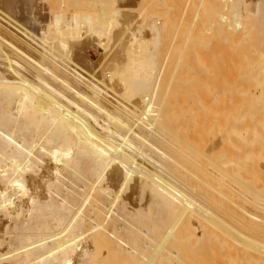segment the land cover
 I'll return each instance as SVG.
<instances>
[{"label": "bare ground", "instance_id": "obj_1", "mask_svg": "<svg viewBox=\"0 0 264 264\" xmlns=\"http://www.w3.org/2000/svg\"><path fill=\"white\" fill-rule=\"evenodd\" d=\"M116 1L88 0L87 6L95 3L94 6L96 4L97 7L100 6V12L104 14L100 17L98 12V19L97 17H93L94 20L92 18V22L96 25L93 26L102 33L98 36L99 32L91 24V14L82 17L81 11L77 14L78 12L64 10L62 7L66 4L59 3L58 0H52V3L46 0H0V264H264V194L262 193L264 189L259 187L261 189L258 191V188L249 186L248 184L254 185L251 184L253 183L251 182L252 177L249 179L250 177L246 176L248 179L240 180L239 174L236 175L238 168H236L235 161L238 162L241 159L237 160L238 157L234 158L233 155V157L230 156L232 157L230 161L226 158L224 167L227 169L222 170L223 162L221 163L217 158L219 160V165H216L218 171L214 170H216L215 173L218 175L216 177H219V181L216 179L214 182L218 181L221 189L222 183V186L229 183V186H225L228 193L224 192V194L230 197L229 193L232 192L231 198L224 199L225 205L219 203L221 202L219 198H223L220 188H217L221 191L218 194L216 190L218 197H215L219 199L218 203L212 201L210 205L207 204L208 195L206 196L205 190L202 189L204 183L207 182L205 179L196 177L194 181L197 184L200 183L202 188L196 183L194 188H191L194 186H190L191 183L187 186L190 181L188 179L193 181L190 177L193 174L190 168L194 164L192 160L190 163L193 165L187 166L183 160L188 170L190 169L189 174L187 167L181 163L182 158L186 159L183 154L187 149L186 139H188L179 137L178 133L181 125L176 113L182 109L178 111L175 106L177 97L181 96L175 95L177 84L174 85L176 90L174 94L170 92V87L174 84L169 79L171 73L168 77L166 73H163L166 74L168 81L161 83V80H165L163 78L165 76L160 73L161 67L157 66L158 58L155 59L154 53L156 52L153 48L159 41L161 24L165 21L162 17L169 16V13L176 7L173 6L171 12L166 10L168 12L165 11V13L168 15L164 13L162 17L158 16L163 21H160V18L158 20L156 16L153 19L157 20L151 19L145 24L146 21L142 15V21L145 23L141 21L139 26L138 20L131 17L123 19L119 16V11L124 12L127 9L125 7H123L124 10L122 7L120 10L117 8L118 12L110 7L112 11H116L115 14L111 13L110 5L107 4ZM124 1L130 4L135 2V0ZM145 1L149 3L148 0ZM173 1L171 2L174 5L175 1L174 3ZM200 1L197 0L201 5L202 1ZM203 1L207 5V0ZM180 2L182 3V0ZM204 3L202 2L203 6ZM209 4H211L209 8L215 15L213 16L210 10L208 11L211 17L206 15L210 19L214 17L210 21L216 18L217 26L214 27L216 36L215 34L212 36L216 38L219 36L217 41L219 39L222 43V45L217 44L219 46L214 45L222 53L219 54L220 58L216 57L218 60L232 50L234 43L231 41L238 33L235 25L237 19L233 17L235 6L241 7L238 12L243 11V22L247 26L245 28H248V33L250 32L248 36L252 35L247 39L252 41L250 48H252L255 59L253 61L255 65L252 63L253 66L250 68L256 66L258 71L257 76L259 77L256 76L255 79H259L260 82L254 81V83L258 82L261 85L260 87L257 83L261 88L259 94L263 101L262 114L264 116V0H211ZM187 9L191 12V8ZM180 10L177 9L178 16L175 14L177 19L182 16L179 13L183 14V8ZM89 11L96 16L95 10L89 9ZM203 11L208 13L206 9ZM112 15L118 18L114 17L117 18L114 19ZM181 18L178 20L179 23L183 22ZM133 20L137 22L139 27L137 30L133 27ZM167 22L168 27L173 25L170 20ZM114 23L117 27L112 31ZM36 26H39L37 34L34 32ZM92 27L96 31L93 35L100 39L90 34ZM163 27L165 29L166 24ZM168 27L165 30L170 32L171 30L168 29L171 27ZM172 28V30L175 29ZM181 28L184 29L183 25ZM94 30L93 33H95ZM107 32L112 33V38L111 34L108 36L114 42L113 52L111 49L107 52L101 49L104 42L102 44L99 40L105 34L108 38ZM186 33H189L188 30L185 36L188 35ZM179 35L183 33H179L177 37ZM185 38L182 45L185 44ZM160 41L158 45L162 43ZM188 41L186 40L187 48L184 47L185 49H188ZM186 54L183 56L186 57ZM196 56H201V54L197 53ZM179 58L183 59L181 61L183 63L187 59L188 63V58L178 56ZM167 59L165 61H168ZM226 60L225 62L229 64ZM202 63L201 61L200 64ZM176 64L172 63L173 66ZM196 67H199V64ZM215 68L217 69V65ZM199 69L201 70V67ZM227 69L230 70L228 67ZM254 70L256 74L257 71ZM219 98H221L220 95ZM185 99L182 97L184 102ZM183 103L181 102V105ZM184 109L183 112L187 110L184 111ZM257 110L259 111L260 108ZM238 115L235 114V117L237 118ZM258 116L260 117L259 114ZM234 123L232 120L233 125L230 124L229 127L234 129ZM184 124L186 125V122L182 123V126ZM219 133L218 136L221 137ZM181 134H184V130ZM213 136L215 139V135ZM256 140L254 142L258 141ZM213 142L212 140L211 143ZM255 144L257 145L258 142L254 143V147ZM263 145L261 147L264 149ZM188 146H190L189 142ZM256 148L258 147L254 149ZM199 152H202V149ZM202 155H199L197 160L202 162ZM206 156H204L205 159L208 158ZM196 157L197 155L194 158ZM200 161H196L197 164H200ZM246 168L247 174L252 175V169V172L260 177L259 179L253 175L254 179L257 178L255 184L256 182L264 183V167L248 168L246 165ZM206 169L208 172L209 169ZM212 174L213 170L209 174L210 177ZM222 175L230 178L229 182L225 179L226 182L220 183ZM209 181L208 186L209 183L210 185L213 183ZM131 183L136 185L133 192H131L133 190ZM217 183L215 185L219 187ZM197 187L200 188L197 189ZM216 187L210 190L213 192ZM217 194L212 193V196H217ZM212 196L209 197L212 199ZM207 219H211V223H207ZM206 223L209 224V228L206 227ZM212 229L216 230L217 234H213ZM214 236L218 238L215 239ZM218 239L220 243L217 244Z\"/></svg>", "mask_w": 264, "mask_h": 264}, {"label": "rangeland", "instance_id": "obj_2", "mask_svg": "<svg viewBox=\"0 0 264 264\" xmlns=\"http://www.w3.org/2000/svg\"><path fill=\"white\" fill-rule=\"evenodd\" d=\"M50 2V3H52V0H46V2ZM59 1V3H64V4H66V6L65 7H62V9L64 8V10H67V11H74V12H78V11H81L82 13H83V15H82V13H81V15H82V17L84 16H88V15H90L91 14V17H90V19H91V24H92V26L93 25H95V22H92V18L94 17H97V14H98V12H99V14H98V16H103L104 14H103V12L101 13L100 12V6H98L97 7V4L94 6V4L95 3H90V4H88L89 6H91V5H93V6H91V7H89V6H87V3H88V0H58ZM115 1V0H114ZM119 3H118V2ZM116 2H114L115 3V5L117 4L119 7H117V5L115 6V5H112V4H114V3H110V4H107L108 6H109V9L111 10V8L112 9H115L116 11L118 10L117 8H119V10H120V8L122 7V9L124 10V8L123 7H125V9L126 10H124V12H126L127 14H125L123 11H122V13H123V15H122V13H121V11H119V16H121L123 19H125V18H128V17H131L132 19H135L137 22H139V26H140V22L142 21V15H143V19H144V21H146V23L144 22V21H142V23L144 22L145 24H147L148 22H150V20L151 19H153V17H156L158 20H160V21H163V20H165V21H163V23L161 24V29H162V27L166 24V28L168 27L167 26V24H168V22L167 21H169L170 20V23L171 24H173V25H171L170 23H169V25H171L170 27H171V29H168V30H171L170 32L169 31H167V30H165L164 29V27H163V30H161L160 29V31L161 32H159L160 34V36H159V38H158V40L160 41H162V43H161V41H160V43L163 45H161V44H159L158 45V43H159V41H158V43H156L157 41H155V43H156V47L155 46H153V48L155 49V51L154 52H156V53H154V55H155V59H157L156 60V62H157V66L158 67H161L160 68V73L163 75V76H165L166 74V76L168 77V75H169V73H171V76L169 77V79L172 81V83H174L173 84V87H170V92H173V94H174V92H175V95L176 96H181L180 98H178L177 97V99H176V97H172V99H176V106H175V108L177 107V110L179 111V110H181L182 109V111H177L176 110V112H178V113H176V116H177V114H178V116L181 118H177V120L178 121H180V125L181 126H179V127H181V128H179V131H178V133H179V137L180 136H182L183 137V139L185 138H188V139H186V144H187V151L185 150V153L183 154L184 155V157L186 158V159H188V160H186V159H184V158H182V162L181 163H183L184 164V161L186 162V164H187V166H189V165H195V167H193V166H191V170H190V172L191 173H193L192 174V176L194 177H192V176H190L192 179H193V181L191 182V179H188V180H190L188 183H187V186L191 183V185L190 186H193L196 182H194V181H196L195 179H196V177H199V178H197V179H205V182L207 183H204L206 186H208V181H209V179H210V181H211V185H210V183H209V186L208 187H204V186H200V183L199 184H197V185H199L203 190H205V195L208 197V198H206L207 199V201L209 202H207V204H209L210 205V203H218V200L219 201H221V202H223L224 201V199L226 200V198H231L232 197V192L231 193H229V196H230V194H231V196L230 197H228V195H226L227 193H228V189H226V187L225 186H229V183H225V185H223L222 186V181L223 182H226L228 179H230V178H228V177H226V175H222V179H221V182L220 183H222L221 184V187H222V189L220 188V184H219V177L217 178L216 176H218V175H216V168H218V166H216V165H219L218 164V162H219V160H220V162L222 163L223 162V165H221V169L223 170H225V169H227L226 167H224V164L226 163L225 162V160H227L228 158V160L227 161H230V159L234 156V158H236V157H238L237 158V160H240L241 159V161H235V163H237V167L236 168H238V169H236L237 171H236V175H238L239 174V176H240V180L241 179H248L249 177V179H251V177H252V179H251V182H253V183H251V184H254V185H250V184H248L249 186H251L252 188L253 187H256V188H258V191H259V189H261V188H259V187H263L262 189H264V186H263V184L264 183H261V182H256V184H255V179H257V178H255L254 179V177H258V176H256V174H254L253 172H252V169H251V174L252 175H249V174H247L246 172H245V169H247L246 168V165L248 166V168H254L255 166L256 167H258V168H263L264 166V154H263V147H261L262 146V144H264L263 142H264V134L262 135V133L264 132V116H263V114H262V103H263V101H262V97L260 96V89L261 88H259V86L258 85H260V83H258V82H260V81H258L259 79H255V77L258 75V71H257V69H256V66L255 67H252V68H250L251 66H253V64H254V58H253V56H254V53L252 52V48H250V47H252V45L250 46V44H252V41H251V39H249V38H251L252 37V35L251 36H248V34L250 33H248L247 31H249L248 30V28H245V27H247L246 25H245V23L243 22V17H242V14H243V11H242V13H240V12H238V11H240L241 9V7H239V6H235V9H234V11H235V15L233 16L234 17V19H237L235 22H236V26H237V28H238V33H237V35H236V38H234V40L233 41H231V42H233L234 43V45L232 44V50H229V52H227L226 54H225V52L224 51H222L223 52V54H225V55H223L222 56V58L224 59L225 58V60L229 63V64H227L226 62H225V60H223L222 58L221 59H217L218 57H219V54L221 55L222 53L218 50V47L217 46H219V45H217V44H221L222 45V43H220V41L221 40H219L218 39V41H217V38H219V36H217V38L216 37H214V36H216V31H215V28L214 27H217L216 26V18L215 19H213L214 21H210V20H212V18H214V17H212L211 19H210V17H211V13H210V11L212 12V15H213V11L211 10V8H209V5H210V7H211V4H209V3H211V0H207V5H206V3H204V1L203 0H201L203 3H204V6H203V4H202V2H201V5H200V3H198L197 2V0L195 1V0H182V3L180 2L181 0H174L175 1V3H174V1L173 0H168V1H166V0H148V2L149 3H147L145 0H135V2L133 3V4H130V3H128V2H125L124 0H117ZM150 1H152L151 3H150ZM171 1H173V3H174V5L172 4V2ZM183 5H181L179 2ZM185 1H187V2H185ZM124 2V3H123ZM145 2V3H144ZM159 2V3H158ZM162 2V3H161ZM167 2V3H166ZM209 2V3H208ZM83 3V4H82ZM127 3V4H126ZM140 3V4H139ZM153 3V4H152ZM162 5H161V4ZM169 3V4H168ZM187 3V4H186ZM193 3V4H192ZM198 3V4H197ZM86 6H85V5ZM123 4H125L124 6H123ZM147 5V7H146V5ZM156 4V5H155ZM165 4V5H164ZM167 4V5H166ZM176 4H177V6H178V8H177V6H176ZM237 4H238V2H237ZM77 5V6H76ZM80 5V6H79ZM82 5V6H81ZM112 5V6H111ZM153 5V6H152ZM165 7H164V6ZM186 7H185V6ZM76 6V7H75ZM79 6V7H78ZM108 6H107V8H108ZM114 6V7H113ZM128 6V7H127ZM130 6V7H129ZM139 6V7H138ZM155 6V8H153ZM158 6V7H157ZM173 6L174 7H176V9L174 10L173 9V11L171 12V8H173ZM179 6H180V8H183V10H182V12H183V14L182 13H179V15L181 14L182 16L181 17H183V18H181L180 16V18H181V20H183V22H185L184 24H183V22L182 23H179L178 22V20H180V18H178L177 19V17L175 18V14H177V9L178 10H180V8H179ZM182 6V7H181ZM189 6V7H188ZM194 6H195V9H194ZM200 6V7H199ZM206 6H207V8H206ZM95 7V8H94ZM111 7V8H110ZM151 7V8H150ZM160 7V8H159ZM169 7H170V9H169ZM185 7V8H184ZM197 7H199L198 9H197ZM92 8V9H91ZM99 9V10H97V9ZM138 8V9H137ZM158 8H159V10H158ZM163 8V9H162ZM165 8H167V9H165ZM187 8H191L190 10H191V12L190 11H188V9ZM71 9V10H70ZM75 9V10H74ZM81 9V10H80ZM89 9L90 10H95L94 11V13H95V15L96 16H93L94 14H93V12L91 13L90 11H89ZM130 9V10H129ZM142 9V10H141ZM148 9V10H147ZM150 9V10H149ZM153 10V12H152V10ZM156 9V11H154ZM165 9V10H164ZM185 9H187V10H185ZM210 10V11H208V13H205L203 10ZM115 10H111L110 12L111 13H114V12H116ZM129 12H128V11ZM136 10V11H135ZM162 10V11H161ZM166 10H170L169 12H171V13H169V16H165V18L164 17H162V15H165L166 13H165V11ZM185 10V11H184ZM196 10V11H195ZM203 12H201V11ZM243 10V9H242ZM134 11V12H133ZM143 11V12H142ZM146 11H147V13H146ZM159 11L161 12V13H159ZM176 11V12H175ZM181 11V10H180ZM186 11H187V15H186ZM198 11V12H197ZM199 11H200V13H199ZM118 12V11H117ZM149 12H152V13H149ZM154 12H157V13H154ZM166 12H168V11H166ZM110 13V14H111ZM141 13V14H140ZM147 15L148 13V15H151L150 17H148V15L146 16L145 14ZM159 13V14H158ZM165 13V14H164ZM174 13V14H173ZM191 13V14H190ZM193 13H195L194 14V16L196 17H194L193 16ZM202 13V14H201ZM232 13V14H233ZM239 13H240V15H239ZM77 14H80V12H78ZM88 14V15H87ZM103 14V15H102ZM105 14H106V12H105ZM115 14V13H114ZM137 14V15H136ZM155 14V16H153ZM161 14V15H160ZM171 14H173V15H171ZM185 14V15H184ZM190 14V15H189ZM199 15L200 14V16H197V15ZM206 14H208L209 16H207ZM80 15V16H81ZM136 15V16H135ZM140 15V16H139ZM166 15H168V14H166ZM192 15V16H191ZM202 15H203V17H205V18H203L202 17ZM215 15V14H214ZM213 15V16H214ZM239 17H238V16ZM46 16H47V13H46ZM46 16H45V14H44V18H46ZM158 16H161L162 18H163V20H162V18L161 17H159L158 18ZM176 16H178V14L176 15ZM185 16H187V17H185ZM237 16V17H236ZM112 17L114 18V17H117L118 18V16H114V15H112ZM139 17V18H138ZM145 17V18H144ZM168 17H170V18H168ZM173 17V18H172ZM236 17V18H235ZM94 18H93V20H94ZM117 18H114V19H117ZM153 19V20H157V19ZM167 18V19H166ZM174 20H172V19ZM176 20H175V19ZM186 18H188V19H186ZM191 18V19H190ZM97 19H98V17H97ZM146 19V20H145ZM193 19V20H192ZM201 19V20H200ZM206 19V20H205ZM135 20H133V27H136V30H137V27H138V25H137V22L135 21ZM185 20V21H184ZM192 20V21H191ZM209 20V21H208ZM191 21V22H190ZM165 22V23H164ZM167 22V23H166ZM179 24V26H178V24ZM195 22V23H194ZM206 22V23H205ZM215 22V23H214ZM237 22H238V24H237ZM85 23V22H84ZM135 23V24H134ZM188 23V24H187ZM194 23V24H193ZM212 23H213V25H212ZM86 24V23H85ZM164 24V25H163ZM191 25V27H190V25ZM206 24V25H205ZM211 24V25H210ZM215 24V25H214ZM88 25H90V24H88ZM115 23L112 25V27H114V29L112 30V31H114L115 30V27H117V25H115ZM135 25V26H134ZM163 25V26H162ZM180 25H181V27H182V25H183V27H184V29L183 28H181L180 27ZM188 25V26H187ZM194 25V26H193ZM198 25V26H197ZM210 25V26H209ZM96 26V25H95ZM95 26H93V27H95ZM176 26V27H175ZM179 28H178V27ZM199 26H201L200 28H199ZM206 26V27H205ZM213 28H212V27ZM92 27V29H91V33L90 34H96V31H97V28L95 27V30H94V28ZM170 27H168V28H170ZM172 27H174L175 29L174 30H172L173 28ZM195 27H197V28H195ZM39 28V26H36L35 27V29L34 30H36V31H34L36 34L37 33H39L38 32V29ZM83 28H84V26H83ZM139 28V27H138ZM178 30H177V29ZM188 28V29H187ZM208 30H207V29ZM211 28V29H210ZM244 28V29H243ZM145 29V28H144ZM179 29H180V31H179ZM188 30V32L189 33H186V34H188V35H190L191 34V36H188V35H186L185 36V32ZM209 29L211 30L210 32H209ZM245 29H246V32H245ZM93 30L95 31V33H93ZM145 30H148V29H145ZM192 30V31H191ZM195 30V31H194ZM198 30V31H197ZM217 30V29H216ZM165 31V32H164ZM183 31H185V32H183ZM204 31V32H203ZM207 31V32H206ZM214 31V32H213ZM218 31V30H217ZM241 31V32H240ZM97 32H99V31H97ZM209 32V33H208ZM100 33L101 32H99V34H97L98 36L100 35ZM103 33H106V32H104L103 31ZM108 33V32H107ZM135 33H136V35H137V31H135ZM182 34L183 33V35H179V37H177L178 36V34ZM200 33V34H199ZM205 33H208V34H205ZM242 33V34H241ZM102 34V33H101ZM111 34V38H112V33H110ZM110 34L108 33L107 34V36L109 35L110 36ZM163 35V37H162V35ZM167 34V35H166ZM172 34H173V36H172ZM215 34V35H214ZM217 34H218V32H217ZM238 34H240V35H238ZM106 35V34H105ZM105 35H103V36H101V40H99L101 43L102 42H104V45H101V49H102V51L103 50H105L106 52L107 51H109L110 49H111V51L113 52L115 49H113V48H115V46H112L113 45V40L111 39L110 40V38H109V36H108V38L105 36ZM164 35H166V36H164ZM169 35H171V36H169ZM201 35H203L202 37H201ZM212 35H214V36H212ZM247 35V36H246ZM250 35V34H249ZM93 36H95V38L97 39V38H99L100 39V37H98V36H96V35H93ZM138 36H140V34L138 33ZM168 36V37H167ZM186 38H185V37ZM195 36V37H194ZM212 36V37H211ZM105 37V38H104ZM165 37V38H164ZM183 39H182V38ZM188 37V38H187ZM194 37V38H193ZM210 37V39H208ZM247 37H249L248 39H247ZM102 38H103V40H102ZM107 38V39H106ZM162 38V39H161ZM163 38H164V41H163ZM177 38V39H176ZM184 38H185V44L184 45H182L183 43L182 42H184L183 40H184ZM190 38V41H188V39ZM196 38V39H195ZM213 38V39H212ZM214 38H216V39H214ZM246 40H245V39ZM170 39V40H169ZM194 39V40H193ZM241 39V40H240ZM109 40V42H107ZM178 40H180V41H178ZM186 40L188 41L187 42V44L189 43V46H188V49H185L184 47H186L187 48V45H186ZM193 40V41H192ZM214 42H213V41ZM248 40H249V42H248ZM166 41V42H165ZM209 41V42H208ZM210 41H212V42H210ZM240 41V42H239ZM246 41V42H245ZM111 42H112V44H111ZM165 42V43H164ZM168 42V43H167ZM169 42H170V44H169ZM175 42H176V44H175ZM191 42V43H190ZM205 42V43H204ZM208 43V45H207V43ZM217 42H219V43H217ZM239 42V43H238ZM251 42V43H250ZM181 46H179L178 44ZM211 43V44H210ZM212 43H213V45H212ZM103 44V43H102ZM169 44V45H168ZM193 44H194V47H193ZM107 47H106V46ZM109 45V46H108ZM186 45V46H185ZM192 45V48L190 49V46ZM205 45V46H204ZM210 45H211V49H210ZM214 45H217V46H214ZM159 46H161V47H159ZM197 46V47H196ZM206 46H207V48H206ZM213 46H214V48H213ZM236 46V47H235ZM240 46V47H239ZM106 47V48H105ZM110 47V48H109ZM167 47V48H166ZM169 47V48H168ZM180 47V50L178 49ZM183 47V48H182ZM217 47V48H216ZM152 48V47H151ZM152 48V49H153ZM162 48V49H161ZM171 48V49H170ZM208 48H209V50H208ZM221 48V47H220ZM236 48V49H235ZM239 48V49H238ZM157 49V50H156ZM196 49V50H195ZM203 49H205L206 51H204ZM214 51H213V50ZM216 49V50H215ZM158 50H160V51H158ZM167 50V51H166ZM182 54V56H181V54H178L179 52ZM190 50H191V53H189L190 52ZM221 50V49H220ZM239 50V51H238ZM249 50H251V51H249ZM162 51V52H161ZM186 51V52H185ZM200 51V52H199ZM201 51H203V52H201ZM216 51V52H215ZM237 51V52H236ZM173 52V53H172ZM213 52V53H212ZM219 52V53H218ZM232 52V53H231ZM235 52H236V54H235ZM244 52V53H243ZM251 52V53H250ZM187 53V54H186ZM201 54V56H196V54ZM209 53V54H208ZM211 53V54H210ZM242 53V54H241ZM252 53H253V55H252ZM168 54H169V57H167L168 56ZM178 54V56L179 57H181V58H188V63H187V59H185V62L183 63V62H181V61H183V59H178V56H177V58H176V55ZM186 54V57L185 56H183V55H185ZM212 54H214V55H212ZM216 54V55H215ZM230 56H229V55ZM157 55H158V57H157ZM163 56V57H161V56ZM165 55V56H164ZM167 55V56H166ZM171 55V56H170ZM240 57H239V56ZM204 58H203V57ZM209 56H210V59H209ZM228 56V57H227ZM233 56V57H232ZM161 57V58H160ZM196 57V58H195ZM202 57V58H201ZM217 57V58H216ZM244 57V58H243ZM167 58H169V59H167ZM199 58V59H198ZM216 58V59H215ZM220 58V57H219ZM231 58V59H230ZM237 58V59H236ZM242 58V59H241ZM252 58H253V60H252ZM159 59H160V61H159ZM164 59V60H163ZM168 60V61H170V62H168V61H165V60ZM171 59H172V61H171ZM175 59H177V60H179L180 62H176V60ZM236 59V60H235ZM241 59V60H240ZM210 60V61H209ZM221 60V61H220ZM231 60V61H230ZM239 60V61H238ZM201 61L204 63H202V65L200 64L201 63ZM174 62H175V64L176 65H172V63L174 64ZM195 62V63H194ZM197 62H200V63H197ZM218 62V63H217ZM221 62V63H220ZM249 62V63H248ZM182 63V64H181ZM187 64V66H186V64ZM208 63V64H207ZM210 63V64H209ZM214 63V64H213ZM238 63V64H237ZM244 63V64H243ZM253 63V64H252ZM198 64H199V67H196V66H198ZM217 65V69L215 68L216 67V65ZM219 64V65H218ZM220 64H221V66H220ZM224 64H226V65H224ZM232 64V65H231ZM236 64V65H235ZM179 65V66H178ZM183 67H182V66ZM192 65V66H191ZM215 65V66H214ZM235 67H234V66ZM242 67H241V66ZM245 65V66H244ZM255 65V64H254ZM171 66V67H170ZM176 66V67H175ZM208 66V67H207ZM214 66V67H213ZM220 68H219V67ZM223 66V67H222ZM232 66V67H231ZM236 66H237V68H236ZM163 67V68H162ZM165 67V68H164ZM173 67H174V69H173ZM178 67V68H177ZM183 68V69H180V68ZM201 67V70L199 69ZM207 67V68H206ZM225 67V68H224ZM227 67L230 69V70H232L231 72H230V70H228L227 69ZM175 68H177V69H175ZM188 70H187V69ZM191 68V69H190ZM197 68V69H196ZM213 68V69H212ZM237 70H236V69ZM240 68H242V69H240ZM195 70V72H194V70ZM201 71H199V70ZM212 69V70H211ZM215 69V70H214ZM222 69V70H221ZM227 69V70H226ZM257 71H255V70ZM168 70V71H167ZM170 70V71H169ZM176 70V71H175ZM178 70V71H177ZM180 70V71H179ZM192 70V71H191ZM218 70H220V71H218ZM244 70H245V72H244ZM253 70L256 72V74L253 72ZM162 71V72H161ZM165 71H167V72H165ZM172 71V72H171ZM217 72V73H215V72ZM230 73H229V72ZM187 72H188V74L190 75V76H188V74H187ZM204 72V74L206 75H203L202 73ZM209 72V73H208ZM228 72V73H227ZM253 72V73H252ZM163 73H166V74H163ZM180 74V75H176V74ZM194 73V74H193ZM207 73H208V75H207ZM221 73V74H220ZM223 73V74H222ZM235 73H237V74H235ZM242 73V74H241ZM160 74V75H161ZM217 74V75H216ZM225 74V75H224ZM231 74H233V75H231ZM235 74V75H234ZM240 74H241V77H240ZM254 74V75H253ZM174 75V77H172ZM186 75V76H185ZM215 75V76H214ZM245 75V76H244ZM162 76V77H163ZM163 77L165 80H161L162 82L161 83H163V81H168V78L167 77ZM188 76V77H187ZM192 76V77H191ZM193 76H195V78L193 77ZM212 76V77H211ZM228 76H230V77H228ZM235 76V77H234ZM254 76V77H253ZM179 77V78H178ZM225 77V78H224ZM234 77V78H233ZM247 77H249V78H247ZM259 76H257V78H258ZM167 78V79H166ZM188 78V79H187ZM221 78V79H220ZM224 78V79H223ZM228 78V79H227ZM254 78V79H253ZM177 79V80H176ZM182 79V80H181ZM192 81H191V80ZM199 79H200V81H199ZM212 81V83L209 81ZM232 79V80H231ZM169 80V81H170ZM223 80H225V81H222ZM229 80V81H228ZM233 80H234V82H233ZM171 81H170V83H171ZM180 81V82H179ZM183 81V82H182ZM231 81V82H230ZM251 81H252V83H251ZM254 81H258V82H255L254 83ZM179 82V83H178ZM185 82V83H184ZM194 82V83H193ZM209 82H210V84H209ZM228 82V83H227ZM165 83V82H164ZM172 83H171V85H172ZM190 85H189V84ZM196 83V84H195ZM222 83V84H221ZM230 83V84H229ZM234 83V84H233ZM257 83H258V85H257ZM175 84H177V85H175ZM181 84V85H180ZM193 84V85H192ZM227 84V85H226ZM165 85V84H164ZM174 85H175V89H174ZM183 85V86H182ZM209 85V86H208ZM254 85H256V86H254ZM177 86H179V87H177ZM182 86V87H181ZM189 86H191V87H189ZM194 86V87H193ZM226 86V87H225ZM227 86H228V88H227ZM238 86V87H237ZM249 86H251V87H249ZM258 86V87H257ZM212 87V88H211ZM260 87H261V85H260ZM179 88V89H178ZM194 88V89H193ZM223 88V89H222ZM230 88V89H229ZM259 88V89H258ZM171 89H173L174 91H172ZM183 89V90H182ZM192 89V90H191ZM211 89V90H210ZM228 89V90H227ZM244 89V90H243ZM205 90V91H204ZM225 90H226V92H225ZM255 90V91H254ZM183 91V92H182ZM185 91H187V93L185 92ZM229 91V92H228ZM235 91V92H234ZM193 92V93H192ZM195 92V93H194ZM211 92V93H210ZM220 92V93H219ZM224 92V93H223ZM168 93V92H167ZM189 93V94H188ZM210 93V94H209ZM223 93V94H222ZM241 93V94H240ZM246 93V94H245ZM250 93V94H249ZM173 94L171 93V96H173ZM193 94V95H192ZM211 94H212V96H211ZM222 94V95H221ZM243 94V95H242ZM249 94V95H248ZM174 95V96H175ZM219 95H220V97L221 98H219L218 99V97H219ZM232 95V96H231ZM241 95V96H240ZM197 96V97H196ZM214 96V97H213ZM244 96V97H243ZM182 97H183V99H185L186 101L184 102V100H182ZM244 98V99H243ZM191 99V100H190ZM202 99V100H201ZM212 99H214V100H212ZM216 99H217V102H216ZM225 99V100H224ZM227 99V100H226ZM230 99V100H229ZM248 99V100H247ZM260 99V100H259ZM210 100V101H209ZM219 100V101H218ZM247 100V101H246ZM243 101V102H242ZM181 102L183 103L182 105H181ZM190 102V103H189ZM220 102V103H219ZM246 102V103H245ZM189 103V104H188ZM198 103V104H197ZM210 103V104H209ZM215 103V104H214ZM219 103V104H218ZM224 103H226V104H224ZM229 103V104H228ZM235 103V104H234ZM241 103V104H240ZM258 103V104H257ZM174 104H175V100H174ZM209 104V105H208ZM213 104H214V106H213ZM243 104V105H242ZM246 104V105H245ZM256 106V107H255ZM181 107V108H180ZM246 107V108H245ZM258 107V108H257ZM180 108V109H179ZM185 108V109H184ZM202 108H203V110H202ZM218 108V109H217ZM243 108V109H242ZM250 108V109H249ZM260 108V112L257 110V109H259ZM183 109H184V111L185 112H183ZM189 109V110H188ZM206 109V110H205ZM224 109V110H223ZM226 109V110H225ZM235 109V110H234ZM248 109V110H247ZM218 110V111H217ZM221 110V111H220ZM230 110V111H229ZM243 110H245V111H243ZM200 111H202V112H200ZM216 111V112H215ZM223 111V112H222ZM254 111V112H253ZM257 111H258V113H257ZM183 112V113H182ZM193 112V113H192ZM214 112V113H213ZM251 112V113H250ZM256 112V113H255ZM180 113V114H179ZM182 113V114H181ZM184 113H186V114H184ZM226 113V114H225ZM238 113L240 114V115H238ZM233 114V115H232ZM235 114H236V116L238 115V117L239 116H241V117H235ZM255 114V115H254ZM258 114L260 115V117L258 116ZM229 115H231V116H229ZM248 115V116H247ZM182 116V117H181ZM185 116H187V117H185ZM192 118H191V117ZM229 116V117H228ZM233 116V117H232ZM256 116V117H255ZM263 116V117H262ZM244 117V118H243ZM185 118H187V119H185ZM214 118V119H213ZM226 119L225 121L223 120V119ZM250 118V119H249ZM255 118V119H254ZM263 118V119H262ZM208 119V120H207ZM209 119H210V122H209ZM193 120V121H192ZM218 120H219V122H218ZM232 120H234V129L232 128V127H229L230 126V124H231V126L233 125L232 124ZM237 120H239V121H237ZM249 120V121H248ZM260 120V121H259ZM181 121H183V122H181ZM217 121V122H216ZM253 121V122H252ZM186 122V125L183 127L182 126V123H185ZM204 122V123H203ZM237 122V123H236ZM255 122V123H254ZM203 123V124H202ZM207 123V124H206ZM220 123V124H219ZM227 123V125H225ZM212 124V125H211ZM215 124H217V125H215ZM221 124H223V125H221ZM201 125V126H200ZM221 125V126H220ZM238 125V126H237ZM244 125V126H243ZM260 125V126H259ZM212 126V127H211ZM218 126H220V127H218ZM223 126H224V128H223ZM203 127V128H202ZM217 127V128H216ZM226 127H227V129H226ZM258 127H260V128H258ZM262 127V128H261ZM183 128V129H182ZM185 128H186V132H185ZM203 130H202V129ZM211 130H210V129ZM218 128H220L219 129V131H218ZM231 129V130H230ZM247 129V130H246ZM180 130H182V131H180ZM183 130H184V134L182 135L181 133H183ZM195 130V131H194ZM201 130V131H200ZM214 130V131H213ZM224 130V131H223ZM228 130H229V134H227V132H228ZM233 130H235V131H233ZM263 131V132H261V131ZM188 131H189V133H188ZM192 131V132H191ZM212 131V132H211ZM220 131H222V133L220 132ZM230 131H233V132H230ZM181 132V133H180ZM191 132V133H190ZM194 132H196V133H194ZM198 132V133H197ZM221 134H220V133ZM225 132V133H224ZM254 132V133H253ZM193 133H194V135H193ZM213 133V134H212ZM218 133L221 135V137H219L218 136ZM232 133V134H231ZM243 133V134H242ZM247 133V134H246ZM188 135V137H187V135ZM185 135H186V137H185ZM213 135H215V139H214V136ZM229 135V136H228ZM232 136V137H231ZM235 136V137H234ZM246 138H245V137ZM255 136V137H254ZM193 137V138H192ZM209 137V138H208ZM210 137H211V139L214 141L213 143H211V139H210ZM229 137V138H228ZM192 138V139H191ZM219 138H221V139H219ZM241 138H245V139H241ZM254 138V139H253ZM259 138H260V140H259ZM209 139V140H208ZM229 139V140H228ZM242 142H240L239 140ZM255 139H257L256 141L258 142V144L256 145L255 144V147L257 146L258 148H256V149H254L255 147H254V143H257V142H254V140ZM261 139H262V141H261ZM221 140V141H220ZM248 140V141H247ZM189 142V145L190 146H192V148H190V146H188V142ZM195 141V142H194ZM210 141V142H209ZM217 141H219V142H217ZM239 141V142H238ZM191 142V143H190ZM203 144H202V143ZM208 142V143H207ZM222 142H224V143H222ZM227 142H229V143H227ZM252 142H254V143H252ZM259 142H261L260 144H259ZM198 143V144H197ZM219 143V144H218ZM221 143V144H220ZM232 143H233V146H232ZM208 144V145H207ZM200 145H203V146H201L200 147ZM195 146V147H194ZM228 146V147H227ZM264 146V145H263ZM213 147V148H212ZM218 147V148H217ZM253 147V148H252ZM189 148V149H188ZM194 148H195V151H194ZM202 149V152H199V150L201 151V149ZM225 148H227V149H225ZM235 148V149H234ZM247 148H248V150H247ZM191 149V150H190ZM198 149V150H197ZM242 149V150H241ZM251 149V150H250ZM254 149V150H253ZM262 149V150H261ZM244 150V151H243ZM255 151V153L253 152V151ZM192 151H194V152H192ZM199 152V154H196V153H198ZM240 151H242L241 153H240ZM260 152V154H259V152ZM188 153V154H187ZM191 153H193V154H191ZM200 153H202V154H200ZM210 153H212V154H210ZM221 153V155H217V154H220ZM251 153V154H250ZM253 153V154H252ZM229 156H228V155ZM236 156H235V155ZM241 154V155H240ZM187 155H190V156H187ZM197 155V157L196 158H194L195 156ZM199 155H202L201 157H203V161L201 162L200 160H197V159H199L198 157H200ZM208 156V158H210V156H211V158H210V160L208 159V158H204V156ZM233 155V156H232ZM247 155H249V156H247ZM258 155V156H257ZM206 156V157H207ZM214 156H215V159H213L214 158ZM218 156V157H217ZM224 156H225V158H224ZM230 156H232V157H230ZM244 156V157H243ZM257 158H256V157ZM261 156H263V157H261ZM190 157V158H189ZM191 157H192V159H191ZM219 157H221V159L219 158ZM247 159H246V158ZM249 157V158H248ZM255 157V158H254ZM219 160H218V159ZM227 158V159H226ZM240 158V159H239ZM243 158V159H242ZM250 158H252V159H250ZM201 159V158H200ZM257 159H261V160H257ZM184 160V161H183ZM190 160V161H189ZM192 160H193V164H191L192 163ZM209 160V161H208ZM216 161V162H212V161ZM218 160V161H217ZM244 160H246V161H244ZM247 160H248V162H247ZM251 160H253V162H260V163H253ZM262 160H263V162H262ZM196 161H200V164L198 163L197 164V162ZM207 161L209 162L208 164H207ZM191 162V163H190ZM195 162V163H194ZM251 162V163H250ZM189 163V164H188ZM206 163V164H205ZM216 163V164H215ZM244 163V164H243ZM204 164H205V166H204ZM212 164V165H211ZM242 164V165H241ZM250 164V165H249ZM254 164V166H251V165H253ZM185 165V164H184ZM198 165V166H197ZM200 165V166H199ZM260 165H262V166H260ZM186 165H185V167H187ZM197 166V167H196ZM210 166H212V167H214L213 169H212V167H211V169L209 168ZM216 166V167H215ZM260 166V167H259ZM193 167V168H192ZM228 167V166H227ZM195 168V169H194ZM199 168V169H198ZM206 168H208L209 170H208V172H210V173H208L207 172V169ZM241 168V169H240ZM197 169V170H196ZM214 169H216V170H214ZM186 170L188 171V173H189V170H188V167L186 168ZM194 170H195V172H194ZM202 170V171H201ZM212 170H213V174L211 175L212 177H210V175L209 174H211L212 173ZM239 170V171H238ZM218 171V170H217ZM244 172V173H241V172ZM203 172V173H202ZM239 172V173H238ZM215 173V174H214ZM245 173L247 174V175H245ZM190 174V173H189ZM203 174V175H202ZM207 174H208V176H207ZM241 174V175H240ZM185 175H186V173H185ZM215 175V176H214ZM249 175V176H248ZM253 175H255L254 177H253ZM225 176V177H224ZM248 178H247V177ZM188 178H189V175L187 176ZM204 177V178H203ZM207 177V178H206ZM236 177V176H235ZM184 178H186L185 176H184ZM259 179H260V177H258ZM263 178V177H262ZM211 179H213V181L211 180ZM216 179H218V181H216V182H214ZM225 179H226V181H225ZM238 179H239V177H238ZM253 180V181H252ZM209 181V182H210ZM243 182H245L246 183V181H244V180H242ZM250 181V180H249ZM248 181V182H249ZM204 182V181H203ZM218 182V183H217ZM228 182H229V180H228ZM215 183H217V186H219V187H216V185H215ZM259 183H261L260 185H258ZM214 184V185H213ZM219 184V185H218ZM131 185H133V183H131ZM257 185V186H256ZM262 185V186H261ZM211 186H213V187H216L214 190H213V192L211 191L212 189H213V187H211ZM134 187H136V185L134 186H132V189L134 188ZM195 187V185L193 186V187H191V188H194ZM199 187V188H200ZM198 187H197V189H199ZM208 188V189H207ZM212 188V189H211ZM220 188L222 191H223V193H222V191L221 190H218V189ZM135 189V188H134ZM132 190L131 192H133V191H135V190ZM211 189V190H210ZM207 190H209L211 193H209ZM218 192H217V191ZM219 191H221L220 193L223 195L222 197V199L221 198H215V197H218V194H219ZM264 191V190H263ZM206 192H207V194H206ZM218 194H217V193ZM224 192L226 193V194H224ZM262 192V191H261ZM212 193L214 194V195H216L217 194V196H212ZM216 193V194H215ZM263 194H264V192H262ZM211 194V195H210ZM212 196V199L210 198V197ZM224 196H225V198H224ZM227 196V197H226ZM215 198V199H214ZM210 199V200H209ZM213 201V202H212ZM221 202H219L220 204H224L225 205V203L223 202V203H221ZM225 202H227V201H225ZM212 205V204H211ZM208 217V216H207ZM210 220V221H209ZM211 223V219H207V223ZM206 223V224H207ZM191 224V223H190ZM201 226H202V224H201ZM209 226V224H207V228H209L208 227ZM200 227V226H199ZM202 228V227H201ZM212 231H214V233L213 234H217V232H216V230H214V229H212ZM214 238L215 239H217L218 237L217 236H214ZM216 242V241H215ZM218 243H220V240L218 239L217 240V244Z\"/></svg>", "mask_w": 264, "mask_h": 264}]
</instances>
